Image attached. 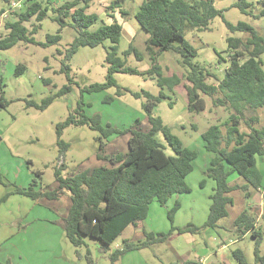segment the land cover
<instances>
[{"label":"rangeland","instance_id":"1","mask_svg":"<svg viewBox=\"0 0 264 264\" xmlns=\"http://www.w3.org/2000/svg\"><path fill=\"white\" fill-rule=\"evenodd\" d=\"M53 1L61 3L64 0ZM111 1H92L87 11L97 13L100 19L91 29H96L102 23H122L123 34L118 44V54L126 60L127 65L146 71L152 65L146 47L149 33L134 16L144 0H123L121 7L116 8H110ZM248 1H254V5L248 8L249 13L243 12L236 5L239 0H217L215 5L224 10L228 21L234 24L239 21L248 22L263 34L264 16L256 18L254 15L263 8L264 0ZM23 8V4L21 7H13L12 3L0 0V11L5 10L0 15V38L7 32L6 22L13 20L16 16L14 12ZM123 10L127 14L122 13ZM52 16L53 12L50 10L42 21L36 22L37 26H33L35 18L27 21L25 25L30 28L29 37L45 42L48 34H56L59 23ZM61 34L60 42L48 47L19 41L10 49L0 50V95L3 91L9 101L6 106L0 105V172L4 181L0 182V264H183L185 261H189L188 264H241L234 254L235 250L243 251L248 264H258L255 254L257 246L264 255V196L261 201L259 195L251 199L241 189L231 192L234 205L229 207V215L222 218L217 227L203 228L194 234L176 231L163 243L131 250L118 260L112 259L113 252L123 246V238L130 237L133 242L145 240L143 227L146 231L169 230L171 222L167 211L177 200L181 203V208L175 214V226L184 227L190 223L204 225L209 215L210 196L215 183L205 173L213 153L205 148L202 134L212 124H221L223 134L226 135L230 110L214 105L212 98L204 95L206 108L190 112L184 87L187 81L184 78L181 84L171 90L159 86L157 76L115 72L113 77L116 85L90 92L86 88L91 84L107 81L106 54L112 45L110 39L97 46H80L65 61L71 68L70 92L55 98L43 110L28 106L30 100L41 104L46 97L56 94L70 83L67 74L62 71L63 59L65 50L77 33L73 28L66 27ZM229 36L241 37L246 42L249 34L245 31L232 32L222 16L215 17L208 29L185 30V38L198 48L193 60L218 76L225 72L228 64L227 61L219 60L227 58L230 52L227 40ZM131 43L142 52L143 59H138L134 53H124ZM58 49H61L63 55L58 53ZM180 59L181 55L173 51H165L158 56L165 75L177 73L184 77L187 68L181 65ZM20 63L26 66V70L17 73L16 68ZM207 80L218 83L215 76H208ZM125 87L140 92L147 90L154 95L164 93L165 97L157 104L153 114L159 115L185 146L198 152L194 170L186 179L191 192L172 195L166 206H161L154 200L147 218L140 221V230H134L129 225L110 246H105L97 238L84 236L85 243L76 247L67 238L61 225L63 215L67 213L66 207L71 203L70 194L63 192L58 201V198L48 197L37 201L12 190L15 185L28 188L34 181L37 182V190L55 189V168L63 162L65 176L79 170L108 165V159L98 157L101 151V133L98 130L89 125L65 126L62 139L69 143V147L61 154L57 125L70 113L78 115L82 112L90 117L100 116L103 126L110 123L121 130L134 126L146 129L149 119L143 103L147 99L144 96L136 97L130 91L119 93ZM0 102L4 100L1 99ZM250 116L258 117L256 126H264V108L245 110V118ZM245 118L241 119L240 128L249 131ZM129 136V133H117L103 138L101 152L106 155L126 153L129 149ZM156 137L163 142L166 152L173 154L163 134L159 132ZM258 167L264 173V161L260 157ZM229 180L232 184L245 183V179L237 174L231 175ZM7 192L10 195L3 200ZM256 192L257 190H253L252 196ZM262 193L264 195V189ZM246 208L256 217V228L261 232L260 237H254L251 232L242 234L234 226V219ZM260 210L262 215L259 216ZM201 258L205 260L200 261Z\"/></svg>","mask_w":264,"mask_h":264},{"label":"trees","instance_id":"2","mask_svg":"<svg viewBox=\"0 0 264 264\" xmlns=\"http://www.w3.org/2000/svg\"><path fill=\"white\" fill-rule=\"evenodd\" d=\"M5 1L12 2V0ZM92 1L94 0H64L55 3L53 0H22L24 8L14 12L15 18L6 22L7 32L0 38V50L10 49L19 41L32 42L44 47L58 44L62 39L61 32L66 27L73 28L77 33L65 50L63 59L62 71L67 74L70 83L56 94L46 97L41 104L30 100L28 106L43 110L55 98L70 92L71 68L65 61L69 60L80 46H97L110 39L112 45L106 54L107 81L91 84L86 88L90 92L116 85L113 77L115 72L157 76L159 86L171 90L181 84L184 78L187 81L184 87L190 112L206 108L204 95L210 96L214 105L224 106L230 110L226 135L223 134L221 124H212L202 134L205 148L213 153L205 173L215 183L210 196L209 215L204 225L197 226L190 223L184 227L175 226V214L181 208V203L177 200L167 211L171 228L161 232L145 230V240L139 242L123 239V246L112 254V259L118 260L131 250L163 243L176 231L194 234L199 233L203 228L217 227L219 221L229 215V207L234 205L231 192L241 189L250 197L253 190L263 186L264 173L258 167V157L264 159V126H256L255 123L259 120L257 116L245 118V110L264 108V33L260 34L248 22L239 21L234 24L228 21L224 16V10L215 5L217 0H144L134 14L140 26L149 33L146 47L152 65L143 71L127 65L126 60L118 54V44L123 34L122 23L119 21L102 23L96 29H91L100 19L97 13L87 11ZM122 1L112 0L110 8L121 7ZM262 3L264 5V1ZM236 5L243 12L249 13L248 8L254 5V1L239 0ZM50 10L53 12L52 19L59 23L58 32L48 34L45 42L29 37L30 28L25 23L35 18L33 26H37L36 22L42 21ZM4 11L1 9L0 15ZM122 13L127 14L124 10ZM217 16L224 18L232 32L245 31L249 34L246 42L241 37L227 38L230 52L227 58L219 60V62H228L221 76L212 74L208 68L193 60L198 48L185 38L187 28L208 29ZM254 16L263 17L264 6ZM165 51H173L181 55L180 63L187 68L184 77L177 73L172 75L163 73L158 56ZM58 53L63 55L61 49H58ZM124 53L126 55L134 53L138 59H143L142 52L132 43ZM25 70V65L21 63L17 65V73ZM208 76H215L218 83L208 82ZM125 91L147 99L143 107L148 114L150 123L148 129L134 126L121 130L110 123L103 126L100 116L90 117L81 112L78 115L70 113L63 122L58 123L57 134L60 153L63 154L68 149L69 143L62 139V133L64 127L70 124L89 125L98 130L101 133V151L104 145L103 138L117 133H129V149L126 153L106 155L105 152L100 151L98 157L108 159L109 165L79 170L66 176L63 175V162L55 168L58 186L52 190L35 189L36 181L28 188L15 185L12 190L14 193L24 194L37 200L43 197L58 198L64 189L68 190L71 205L61 225L67 238L76 247L85 243L84 236L97 238L105 246H110L129 225H137L147 218L154 200L161 206H166L172 195L191 192L186 179L194 170L198 152L185 146L181 138L173 133L162 118L153 114L157 104L165 97L164 93L154 95L147 90L133 91L127 87L119 93ZM1 99L4 102H0V105L6 106L9 101L3 91L0 95ZM244 118L250 128L249 131L240 128L241 119ZM159 132L172 148L173 154H168L163 142L156 137ZM233 174L243 177L245 183L232 184L229 177ZM0 182L4 183L1 172ZM201 184L203 185L204 182ZM9 195L10 192H7L3 200ZM234 226L242 234L251 232L254 237L261 235L256 228V217L248 208L236 216ZM234 254L241 264H248L242 250H235ZM255 254L258 264H264V255L260 253L259 246ZM188 263L189 261H185L183 264Z\"/></svg>","mask_w":264,"mask_h":264},{"label":"crops","instance_id":"3","mask_svg":"<svg viewBox=\"0 0 264 264\" xmlns=\"http://www.w3.org/2000/svg\"><path fill=\"white\" fill-rule=\"evenodd\" d=\"M4 14V13H3ZM150 127V123H149V125H148V127L146 128V129H148ZM130 137V136H129ZM129 137H128V139H129ZM128 142V141H127ZM124 152H126L125 150H124ZM261 159V161L263 160L264 161V159H262V158H260ZM109 165V164H108ZM238 175V174H237ZM239 176V175H238ZM234 184V183H233ZM263 185H264V183H263ZM57 186H58V183H57ZM57 188V187H56ZM264 189V187L262 186L261 188H259L258 190H257V192H256V194L254 195V196H251V199L252 198H254V197H256V196H258L259 195V201H261L262 200V197L264 196L263 195V193H262V190ZM64 192L66 193V194H70V192L68 191V190H65L64 189ZM253 195V194H252ZM62 197V196H61ZM61 197H58V199H56L57 201L58 200H60L61 199ZM41 199H45V198H41ZM47 199V198H46ZM37 201H40V199L39 200H37ZM49 201H52V200H49ZM258 203V202H257ZM257 203H255V204H257ZM70 205H71V203H70ZM70 205L69 206H67L66 207V212L68 213V210H69V208H70ZM259 205V204H258ZM253 207V205H252V202H251V204H250V208H252ZM261 207V206H260ZM64 210V209H63ZM67 213L66 214H64L63 215V218L64 217H66V215H67ZM259 216L260 215H262V212H261V210H260V213L258 214ZM140 222H138V224L137 225H132L133 227H134V230H140ZM155 231L154 229H151L150 231ZM143 233H145V228L143 227ZM123 239H131L130 237H125V238H123ZM202 259L203 258H201L200 259V261H202ZM203 260H205V259H203ZM213 264V263H212Z\"/></svg>","mask_w":264,"mask_h":264},{"label":"built area","instance_id":"4","mask_svg":"<svg viewBox=\"0 0 264 264\" xmlns=\"http://www.w3.org/2000/svg\"><path fill=\"white\" fill-rule=\"evenodd\" d=\"M13 7H21L22 6V0H12Z\"/></svg>","mask_w":264,"mask_h":264},{"label":"water","instance_id":"5","mask_svg":"<svg viewBox=\"0 0 264 264\" xmlns=\"http://www.w3.org/2000/svg\"><path fill=\"white\" fill-rule=\"evenodd\" d=\"M0 140H1V137H0Z\"/></svg>","mask_w":264,"mask_h":264}]
</instances>
